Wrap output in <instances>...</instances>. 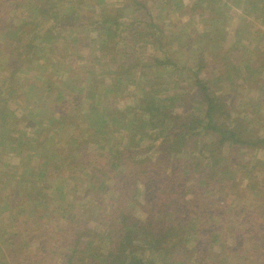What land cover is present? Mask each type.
<instances>
[{
  "label": "trees",
  "instance_id": "16d2710c",
  "mask_svg": "<svg viewBox=\"0 0 264 264\" xmlns=\"http://www.w3.org/2000/svg\"><path fill=\"white\" fill-rule=\"evenodd\" d=\"M133 1L140 4L139 0ZM232 2L236 5L241 3L238 0H232ZM245 5L250 11L258 14L264 23V0H246ZM3 6L4 8H2ZM181 6L183 5L181 4ZM186 6L189 11L194 9H201L203 13L210 11V19L211 16L213 17L210 26L216 28L215 31L210 30V41L214 42L208 51L210 54L204 57V52L207 49L205 46L196 50L198 57L194 63L196 65H193L196 67L191 69L190 74L196 91L195 94L200 96L195 98L193 102L197 99L203 102L205 105L203 114L194 110L190 102L189 104L185 102L181 104V108H178L175 102H172L173 97L170 95V91L165 93L164 90H160L164 79L155 80L150 77L153 76L151 73L148 75V67L145 68V61L142 60L144 57L139 54L133 41L139 35L137 27L126 29V37H121V40L118 38L120 33L116 34L117 40L114 43V48H112L113 45L107 46L109 42L107 36L102 42L97 39L101 38L98 35H103L109 31L112 23H115L116 26L120 23V19L118 20L120 15L118 17L110 15V12L104 10V16L100 19L103 22L102 31H98L94 41L92 37H89L87 44V53H89L87 60L89 62L87 69L83 70L84 76L82 78L80 77L81 71H78V67L72 64L74 72L71 75H75L79 80L84 79L88 84L93 85V89L84 84L83 93L81 91L83 86L81 85L79 93L77 91L69 92L65 96L66 99H62V102H58L56 99L47 101L46 97L34 95L33 104H30L29 107L25 105L23 116L17 117L14 112L8 110L9 102L14 100L16 94L19 95V90H25L23 94L26 95L31 91H40L34 83V77L40 71L44 59L51 64H55L59 56L60 62L70 59L74 50H77V44L82 41V34L74 32L72 39L58 47L53 43L48 47H42L48 43V39L44 35L49 32V29L37 31L35 27L40 22L55 19V10L51 0H0V52H5V64L8 67V69L4 66L0 68V191L8 185L11 188L10 194L5 198L4 195H0V221L14 220L11 222V226L15 230L12 234L13 237L5 236L4 239L1 238L0 240L1 259L6 258L5 256L8 254H14V264H21L20 260L23 261V264H48L44 263L45 259L48 257L56 258L57 250L61 249L59 252L61 255L59 258L57 257L58 259H54L52 264L220 263L210 259L211 248L217 243V240L211 236H213L215 229H222V217L229 216V213L223 212L225 201L222 195L213 197L209 195L208 190L211 192L215 189L246 191L247 189H254L255 183L247 181L245 185H241V188L235 184H230L231 180L228 176L231 175L232 171L228 168L223 172L226 176L219 179L218 160L216 156L210 159V155L213 149H226L229 146L238 151L241 148L253 150L254 148L259 149L261 145L264 147V136L258 134L257 129L247 127L251 124L248 114L252 116V121H264V117L262 110L250 109V103L243 114L239 108L246 104L243 103L236 109V99L233 98L230 104L227 100L228 92L215 91L211 87V82L215 79L224 81L230 77L229 74L235 72L237 73L235 77L242 79L241 84L247 82L246 84L249 85H259V88L264 91V61L262 60L264 56L257 57L255 54L257 51L258 55L260 51H264V45L259 44L258 47L252 49L235 46L232 48L233 51L223 50V39L220 37L223 35L224 29L221 30L220 23L224 24L227 21V11L230 9L227 0H194L192 4ZM13 9L20 10L24 16L20 28H15L13 27L15 23L6 21L9 17L12 20L18 14L14 11L11 15L10 11ZM125 20L127 21L126 26L133 24V22H128L126 18ZM87 21L88 19L84 15L70 14L65 27L71 30L75 25H86ZM151 24H153L152 21ZM156 33L159 38L155 40L153 47L160 52L159 55H154L159 64L156 66L160 68L162 64H175L166 55L167 50L164 48L163 40L168 42L169 35L160 27L157 28ZM152 34L149 33L148 36H152ZM200 34L204 37L208 33L201 32ZM70 36L71 34H69ZM38 37H40L39 44L36 42ZM187 42L189 49L194 44V40L189 37ZM192 53H194L193 49ZM244 59H246L248 69L244 67ZM114 60L120 65L125 64L126 67L123 70L117 65V69H111L109 74L127 77V83H121L118 79L116 83L113 84L112 81L109 84L105 82L106 78L96 79L99 75L92 78L90 74L86 77L89 72L88 69L100 67L98 65L100 61L112 65ZM209 63L210 67L208 66ZM44 64L47 63L44 62ZM139 64L142 66L141 68ZM138 67L140 69H136ZM5 69L6 72H4ZM96 71L98 74L105 73L96 69L95 74ZM20 74H22V80L19 77ZM45 74L50 80L54 79L53 83L49 81L47 85L54 91L58 89L55 85H61V78L58 79L59 73L48 67ZM58 80H60V84H57L59 83ZM100 83H105L108 87L107 90L111 92H115V88L118 89V92L126 90L129 84H136L138 93L133 96L136 100V106L125 108H131L133 113L136 109L140 111L132 120L134 126L140 127L142 130L140 131L142 135L138 136L136 142L125 143L124 137H121V140L116 137L115 143L108 145L110 140L107 138V131L98 130L103 140L99 143L100 147H97L101 150L99 153L91 147V143L95 141L94 137L97 134L95 131L86 137V133L84 135L77 134L75 129L64 142L66 144L54 140L58 132H54L52 138L46 133L45 140L37 141L40 148H35L36 151L33 150L37 154H35L36 157L34 155V158L30 159L25 154V147L23 151L22 149L18 151L21 155L25 152L21 159L25 160L24 163L27 168L32 166L36 172L34 173V170L29 171L31 174L29 179H17L16 176L21 173L19 172L20 166L9 163L6 159V155H9L13 148H9L7 151L5 147L7 139L1 138V133L5 131V128H8L9 124L18 118V121L24 123L25 130L30 126H37L38 128L45 126L42 134L49 125L52 126V124L57 123L58 113L69 111L70 105H79V103L87 105V99L97 95L98 85L100 88L103 87ZM92 90L94 92L91 93ZM103 90L106 92L104 87ZM20 93L22 94V92ZM9 94H12L10 99L7 97ZM107 106V103L99 102L97 107L88 105V108H97L103 113ZM34 109H45L46 112L45 114L38 112L28 119L29 110L34 111ZM73 109L79 110L78 107ZM223 110L225 113L227 112L230 118L227 124L221 121L217 114L218 112L222 113ZM245 117L249 118L248 122L242 121ZM75 120L76 117H71L70 121ZM101 122L103 124L95 123V127L101 125L105 129V123L107 125L110 123L109 119L104 117ZM62 128L65 127L62 126ZM13 131L16 129H11L10 133ZM128 133H132V131H128ZM210 135L213 136L209 144L205 140ZM21 137L20 135L16 137L17 140L15 138L9 142L15 143ZM33 139L26 136L25 140L32 144ZM145 140H149V142L146 144L139 143V141ZM106 141L107 144L104 145ZM200 151L205 157L202 162L197 161L195 155ZM49 154H51L50 157H48ZM230 162L229 168L240 161L231 159ZM84 167L88 170H83ZM211 167H215V169ZM77 169L85 172L80 181H88L87 177L92 175V170L99 171L101 174H98L103 177L101 180L103 182L102 188L108 191V202L105 205L103 203L99 211V214L107 220L106 225L108 224L107 228L104 229L106 234L104 238H107L105 248L94 244L93 240L89 239L91 227H88V222L83 216H79L80 214L73 210L67 211V219H65V224L61 223V231L57 229L58 223L53 222L56 217H51L47 222L42 223V219H44L42 208L46 206L48 197L51 195L42 190L40 186L52 188L54 195L49 200L57 202V200H61L62 194L57 192L58 189H55L57 186L55 182L53 183V179L65 181V176H75ZM260 196H263L262 192ZM8 199L11 200L5 203ZM6 211L11 214L4 215ZM215 211L216 215L219 212V222H214L211 218ZM234 211L236 213L235 209ZM199 215H205L206 218L200 221L195 229H186L187 225L196 222ZM16 217L17 220L15 221L14 218ZM36 221L42 224L38 225L39 228L35 232L29 231V226ZM262 224L264 225V221ZM190 239L194 243L191 247H187L186 242ZM18 246L19 249L23 250L22 253H18ZM1 259L0 264H10V261L6 262Z\"/></svg>",
  "mask_w": 264,
  "mask_h": 264
},
{
  "label": "rangeland",
  "instance_id": "374dc122",
  "mask_svg": "<svg viewBox=\"0 0 264 264\" xmlns=\"http://www.w3.org/2000/svg\"><path fill=\"white\" fill-rule=\"evenodd\" d=\"M139 1L140 4L135 3L133 0H51V4L54 6L55 10V19L53 21L40 22V24L35 27V29L37 28V31L49 29V32L44 35L46 39H48V43L42 47H48L52 43L57 47L63 45L69 39H72V34L74 32H80V34H82V41L80 44H77V50H74V54L70 59H68L69 61L66 59V61L62 60L60 62L59 56L57 61H55L56 63L51 64L46 59H44V62L47 64H44L43 62L40 71H38L37 75L34 77V83H36L37 88H39L40 91H31L26 95L23 94L25 90H19L22 92V94L19 92V95L16 94L15 98H13L14 100L9 102L8 110L10 109V112H14L17 117H21L23 116L25 110L23 108L25 105H28L29 107L30 104H33L32 101H34V95L46 97L45 99L47 101H53L56 99L58 102H62V99H66L65 96L68 95L69 92L71 93V91H77L79 93L81 90V85L83 86V89L81 90L83 93L84 84L90 86L91 89H93V85L88 84V82L84 79V81L82 79L79 80L75 75H71L74 72V67L72 64H75L78 67L77 70L81 71L82 74L80 73V77L82 78L84 76L83 70L87 69V63L89 62L87 60V56L89 55V53H87L89 37H92L94 41L96 37L95 35L98 33V31H102L103 22H101L100 19H102V16H104V10H107L110 12V15L117 17L120 15L122 18H118V20L120 19V23H118L117 26L115 23H112V27L109 28V31H106L103 35L97 34L99 37H101L97 39L102 42L107 36L109 40L107 46L109 47V45H113L112 48H114V43L117 40L116 34L120 33L118 38L121 40V37H126V29L137 27L139 29V35L133 39V41L135 46L138 48L139 54L144 57L142 60L145 61V68L148 67V75L151 73L153 76L150 77L154 78L155 80L164 79L162 80V89L160 90H164L165 93L170 91V95L173 97L172 102H175L178 108L182 107L181 104H184L185 102L189 104L190 102V105H192L194 110L199 112V114H203V109H205L203 102L199 99L193 102L195 98L200 96L195 94L196 91L193 87L194 85L190 78V74L191 69L196 67L193 66L196 65L194 63H196L198 57L196 50L200 49L202 46H205L208 50L206 49L204 52V57H207V54H210L208 52L210 51V46L214 45V42L212 40L210 41V30L215 31L216 28L215 26H210V23L213 20L212 16L210 19V11H206L204 13L201 11V9L189 11L186 5L192 4L194 0ZM238 1H241V3L236 5L234 2H232V0H227V4L230 6V9L227 11V21L224 24L222 22L220 23L221 30L224 29V33L220 37L223 39V50H232V48L235 46H244V49H252L254 47H258L259 44L264 45V23H262V18L246 7V0ZM181 4L183 6H181ZM143 5L145 6L143 7ZM2 8H4V6ZM14 11L18 12V14H16L12 20L9 17L6 19V21H11L12 24L15 23L13 24V27L20 28V23L22 22L24 16H22L23 14L20 13V10L15 9L11 10L10 14L12 15ZM75 13H78V15H84L88 21L86 25H75L73 29L71 28L70 30L65 27V24L69 15ZM125 18L128 20V22H133V24L131 26H126L127 21ZM151 21L153 24H151ZM159 27L163 28L166 31V34L169 35L168 42L163 40L165 45L164 48L167 50L166 55H168L170 59L175 62V64H162L160 65V68H158V61L154 57L156 54L159 55L160 52L159 50H156L155 47H153L155 45V40L159 38L158 34L156 33L157 28ZM201 32H207L208 34L203 37L202 34H200ZM149 33H153L154 35L152 34V36H148ZM69 34H71L70 37ZM189 37L194 40V44L188 49L187 47L189 46L187 41ZM36 42L39 44L40 37L36 39ZM192 49L194 53H192ZM199 53L200 51L198 54ZM255 54L257 57H263L264 51H260L259 55L258 51L255 52ZM5 57V52H0V68L1 66H4V68L8 69L7 65L5 64ZM262 60L264 61V57ZM243 61L244 67L248 69L247 62H245L246 59ZM98 65H100L99 68L91 67L88 69L89 72L87 71L88 74L86 77L90 74L92 78L99 75L100 77L98 76L96 79L102 77L104 79L106 78L105 82L109 84L112 83V81L113 84L116 83L118 79H120L121 83L128 82L127 77H119L118 75L109 74L111 69H117V65L124 70L126 67L125 64L122 63L120 65L114 60L112 65H108V62L104 63L101 61L98 63ZM208 66L210 67V63ZM48 67L53 68L56 73H59L58 79L61 78V85H55V87L58 88L55 91L47 85L49 81L51 83L54 81V79L50 80V78L45 74L46 68ZM139 67L141 68L142 66L139 64ZM139 67L136 69H140ZM6 69L4 72L7 71ZM96 69L104 71L105 73L98 74L96 71L95 74ZM63 70L65 71L64 74ZM236 75L237 73L235 72L231 75L229 74L230 77L226 80L224 79V81L221 79H215L213 82H211V87H213L215 91L228 92L227 100L230 104L231 100L235 98L237 101L236 109L245 103L246 105L239 108L243 114L246 112L248 104L250 103V109L262 110V115L264 117V91L259 88V85L253 86L246 84L247 82L241 84L242 79H237V77H235ZM19 77L22 80V74H20ZM58 81L59 83L57 84H60V80ZM100 84L104 87V89H106V92L103 90L102 86V88H100L98 85L97 95H95L93 98L87 99V105L80 103L79 105H70L68 108L69 111H64L60 114L58 113L57 123L52 124V126L49 125L42 134L41 132L45 126H41V128H38L37 126H30L25 130L24 123L18 121V118L12 121L8 128H5V131L1 133V138L7 139V142L5 143L7 151H9V148H13L10 154L6 155V159L9 161V163L20 166L19 172L22 173H19L16 176L17 179H29L31 176L29 171L34 170V173L36 172V169L32 166L27 168L24 163L25 160L21 159L25 152L21 155L18 151L21 149L23 151L25 147V154H27L30 159L34 158L36 153H34L33 150L38 147L40 148L37 141L45 140L46 133H48V135H50L52 138L54 132H58L57 137L54 138V140H59L60 142L64 143L67 141L69 134L75 129V133H80L83 135L86 133V137L95 131L97 134L94 137L95 141H92L91 143V147L96 149L99 153H101V150L97 147H100L99 143L103 142V140L98 130L101 132L107 131V138L110 140L108 141V145L115 143L114 140L116 137H119L120 140L121 137H124L125 143L131 141L136 142L138 136L142 135V132H140L142 130L140 127H135L132 123V120L136 114H139L140 111L136 109V111L133 113V110H130L131 108L125 109L127 106H136V100L133 97L136 93H138L136 84H129L126 90H121L119 92L117 88L114 89L115 92H111L110 90L108 91V87L105 83ZM92 92H94V90H92L91 93ZM7 97L10 99L12 94L7 95ZM99 102L107 103L108 105L103 113L97 108H88V105L97 107ZM75 107H78L79 110L75 111V109H73ZM38 112L45 114L46 110H29L28 119L33 114H37ZM217 114L220 116L221 121L225 122L226 124L227 121L229 122L230 118L227 115V112L225 113L223 110L222 113L218 112ZM71 117H76V120L70 121ZM103 117L109 119V125L105 123V129L102 128L101 125H98L96 128L95 123L97 124V122H100L103 124V122H101ZM248 117H250L251 124L247 125V127L249 129L250 127L257 129L258 134L260 133L261 136H264V121H252V116L250 114H248ZM242 121L248 122L249 118L245 117ZM62 126L65 128H62ZM11 129H16V131L10 133ZM49 129L51 131H47ZM128 131H132V133H128ZM20 135L22 137L19 141H16L15 143L9 142V140H15V138ZM26 136L32 137V139L35 138L33 139L32 144L27 143V140H25ZM212 136L213 135H210V137L207 136L205 141L210 144V139ZM148 142L149 140L139 141L140 144H146ZM105 144H107V141L104 142V145ZM262 146L263 145H261L259 149L254 148L253 150L241 148L240 151L234 149L232 146H229L226 147V149H213L211 152L210 159H213L216 156V159L218 160L217 166L220 168V175L218 176L219 179H223L226 176V174L223 172L226 168H228L232 171L231 175L228 176V178L231 180L230 184H235L241 188V185H245L247 181L255 183L254 189L251 188L247 189L246 191L240 190L239 192H236L235 189H215V191L211 192V190H208L209 195L213 197H215V195H222V198L226 202H224L223 205V212L227 211V213H229V216L226 215L222 217V229H215L213 236H211L213 239L217 240V243L211 248L212 251L210 254V259L216 263L264 264V225H261V223L264 221V147ZM201 153L202 152L200 151L198 154L195 153V155L197 156L196 160L202 162L205 157H203ZM50 155L51 154H49L48 157H50ZM205 155H207V152H205ZM191 157L194 156L191 155ZM231 159H236L240 162L235 163L234 166L229 168V166H231ZM69 166H72V164H69ZM215 167L211 168L215 169ZM82 169L88 170V168L85 167ZM78 171L79 170L77 169L75 176L66 175L65 181L53 179V183L55 182V185L57 186L55 189H58L59 191L57 192L62 194L61 200H57V202H52L49 200L52 199L54 195V193H52V188H45L42 187V185H39L42 190L47 191V194L51 195L48 197L46 206L42 208V214L44 218L42 219V223L47 222L51 217H56L54 219L55 221L53 222L58 223L57 229L61 231V223L65 224V219H67V211L73 210L75 213L80 214L79 216H83L88 222V227H91V236L89 239H92L94 244L101 245L102 248H105L104 245L107 243V238H104L106 235L104 229L107 228L108 224L106 225L107 220L99 214V211L103 203L105 205L108 202V191L102 188L103 182H101V180L103 177L98 174L100 172L96 171V169L92 170V175L90 177H87L89 179L88 181H80V178L83 177L85 172ZM4 177H7V175H4ZM10 189L11 188L9 185L6 188L1 189L0 195H4L5 198L10 194ZM257 192L260 194L262 192L263 196H260V194L258 195ZM10 200L11 199L4 201L7 203ZM234 209L236 210V213ZM5 213L6 214L4 215L11 214L8 211ZM214 213L215 214L211 216V218L214 222H219V212L217 213L218 215H216V211ZM194 216L197 215L195 214ZM205 218V215H199L196 222H192L191 224L187 225L186 229H195L196 225H198L199 222ZM14 219L16 221L17 217ZM13 221L14 220L12 219H9L8 221H0V240L1 238L4 239L5 236L10 238L13 237L12 234L15 231L11 226V222ZM40 223L41 222L39 221L32 223V225L29 226V231L35 232L39 228L38 225L42 224ZM25 235H27V232H25ZM184 239L187 240L185 237ZM193 243V240L190 239L186 242V246L191 247ZM60 251L61 249H58L55 255L58 258L61 255L59 253ZM22 252L23 250L19 249L18 246V253ZM5 257L6 258L1 259L2 256H0V259L6 262L10 261V264L15 263L14 254H8V256ZM57 257L52 259L48 257L45 259L44 263L52 264L54 259H58ZM20 263L23 264V261L20 260Z\"/></svg>",
  "mask_w": 264,
  "mask_h": 264
}]
</instances>
